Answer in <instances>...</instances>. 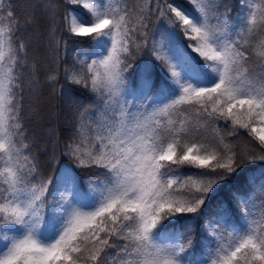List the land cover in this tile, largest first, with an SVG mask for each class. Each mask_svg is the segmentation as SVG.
<instances>
[{"label":"snow or ice","instance_id":"snow-or-ice-1","mask_svg":"<svg viewBox=\"0 0 264 264\" xmlns=\"http://www.w3.org/2000/svg\"><path fill=\"white\" fill-rule=\"evenodd\" d=\"M62 4L28 0L21 17L0 0V264H264V168L217 198L264 164V0ZM37 13L47 35L25 40ZM61 35L89 44L63 73L92 100L70 94L75 127L42 164L33 125Z\"/></svg>","mask_w":264,"mask_h":264},{"label":"trees","instance_id":"trees-1","mask_svg":"<svg viewBox=\"0 0 264 264\" xmlns=\"http://www.w3.org/2000/svg\"><path fill=\"white\" fill-rule=\"evenodd\" d=\"M6 2V0H5ZM61 4V11H63V4L62 0H57ZM148 0H129L130 7H135L136 4L141 3H147ZM171 2V0H170ZM13 3L16 6V12L17 15L23 17L27 13V9L25 8V5L28 3V0H13ZM222 3H230V4H238L239 0H222ZM155 6L154 4L152 5ZM187 6V4H186ZM223 10V9H221ZM155 20V18H153ZM156 27L159 28L160 31H165V25L163 23H159L156 25ZM47 24L44 20V17L37 13V24L34 28H29L28 32L24 34L23 38L27 40L30 35H34L37 30H39L43 35H41L40 39L43 40L47 33H46ZM155 31V27L150 28V32ZM179 31V29H177ZM159 33H156L155 38ZM181 38L183 39V34L181 33ZM62 40H68V50L67 54L65 55L63 47L58 51V56L60 57L59 66H60V76H59V83L55 86H49L48 84L42 83L40 88V95L38 97V102L40 104L41 114L43 116V119L39 122V124L33 125V130L38 129L39 135H40V148L41 151L39 152L41 163L47 161L48 156L43 154L42 149L47 146L49 150H51L52 141L56 138V134H58L59 138L61 140L67 138V136L70 134V132L73 130L76 124V116L75 108L72 104V100L70 99V94L74 96L75 98L82 100L83 103L86 105L91 102L92 97L89 96L86 92H82L78 88L70 85L67 83L64 79V73L63 69L65 67H72L73 65V54L76 49L78 48H89V44L85 42L86 38L84 40L80 41H73L67 36L61 35ZM185 44H187V41H184ZM33 54L36 55L39 60L43 63L48 64V70L51 71L53 65L49 62L45 47L41 45L40 47H36L33 45ZM149 54L147 52L143 53L142 55L138 56L137 63L141 62L142 60L149 59ZM41 65L40 71H39V79L41 82L45 79V70L43 66ZM53 88L56 90L53 91ZM63 88V92L60 91V89ZM221 127L223 125L221 124ZM51 129L53 132V136L50 139L48 136V130ZM31 134V133H30ZM247 139V137H244ZM245 171L241 173L240 176L236 177L233 181L226 183L222 186L220 189V192L218 194V199H226L229 196V192L231 189H234L238 186H240L249 171H256L260 168H264V164L257 162L254 165H245ZM43 174L45 176H48L52 174L53 169L52 168H42ZM81 177L86 176V173H80ZM257 201L259 202V198L261 196V193L257 192ZM259 211V209H257ZM203 234L202 228L197 225V240H196V251H199V242L200 237Z\"/></svg>","mask_w":264,"mask_h":264},{"label":"rangeland","instance_id":"rangeland-1","mask_svg":"<svg viewBox=\"0 0 264 264\" xmlns=\"http://www.w3.org/2000/svg\"><path fill=\"white\" fill-rule=\"evenodd\" d=\"M156 39H159V35L157 36V38Z\"/></svg>","mask_w":264,"mask_h":264}]
</instances>
